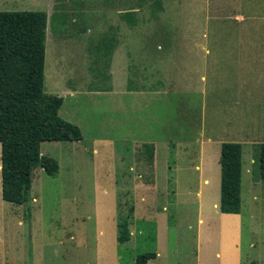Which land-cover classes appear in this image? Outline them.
I'll return each mask as SVG.
<instances>
[{
	"label": "rangeland",
	"instance_id": "1",
	"mask_svg": "<svg viewBox=\"0 0 264 264\" xmlns=\"http://www.w3.org/2000/svg\"><path fill=\"white\" fill-rule=\"evenodd\" d=\"M183 1L0 0V12L48 15L45 91L63 98L60 116L83 133L80 142L41 145L59 172L38 168L22 205L2 198L0 144V264H137L147 253L156 254L148 264H198L204 183L196 164L206 126L189 52L175 92L177 49L191 44L194 26ZM145 91L161 94L145 100ZM214 149H206L207 163L217 160ZM256 160L258 171V153ZM248 183L242 264H264V187L253 202ZM204 214L209 246L223 258L236 238L231 221L223 231L212 202ZM122 223L131 234L125 244L117 240Z\"/></svg>",
	"mask_w": 264,
	"mask_h": 264
},
{
	"label": "crops",
	"instance_id": "2",
	"mask_svg": "<svg viewBox=\"0 0 264 264\" xmlns=\"http://www.w3.org/2000/svg\"><path fill=\"white\" fill-rule=\"evenodd\" d=\"M189 1L193 15L190 19L194 25L191 30L192 35L190 37V34H184L183 31L181 36L182 39H187L189 36L188 40L191 39V44L177 49L174 85L176 83L175 92L178 89L182 91V86L177 84L179 60L182 62L185 53L189 52L191 63L198 62L196 72L201 73L202 85L199 87L203 88V99L200 107L205 115L206 126V137L201 144V155L196 164V170L200 172L204 183L198 193L202 225L198 264H242L240 233L243 209L240 214L221 213L223 231H226L225 222L230 220V231L236 233V238L227 239L223 258L222 252L214 257L209 246L204 213L211 202L217 210L220 209V157L224 143H237L242 147V199L246 179L249 180L248 190L253 202L258 200L264 187V180L260 177V171L256 169L257 153L259 155L260 148L264 145V30L262 28L264 0H184L181 8L185 4L188 6ZM203 41L205 44L199 43ZM158 49L162 50L161 45ZM179 52H181L180 57ZM194 52L195 54L192 55ZM190 70V74L194 75L195 70L192 68ZM190 91L196 93L192 84ZM159 94L160 91L153 93L145 91V100L151 95ZM154 147L157 152L158 144L155 143ZM207 148H215L217 160L211 159L209 163L206 162ZM154 174L157 179L158 172L155 166ZM214 175L217 183L212 182ZM211 194L214 195V199L210 202Z\"/></svg>",
	"mask_w": 264,
	"mask_h": 264
},
{
	"label": "trees",
	"instance_id": "3",
	"mask_svg": "<svg viewBox=\"0 0 264 264\" xmlns=\"http://www.w3.org/2000/svg\"><path fill=\"white\" fill-rule=\"evenodd\" d=\"M48 15L41 11L0 12V144L2 198L9 203L27 202L34 173L41 168L49 176L59 172L56 159L43 155L45 142H80L79 126L59 112L62 97L45 91ZM221 201L223 214L242 211V147L224 143L221 148ZM264 180V145L259 153ZM128 224L119 226L120 244L131 238ZM155 253L140 255L137 264H148Z\"/></svg>",
	"mask_w": 264,
	"mask_h": 264
}]
</instances>
